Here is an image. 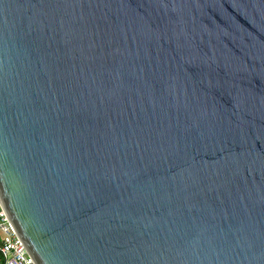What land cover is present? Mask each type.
I'll list each match as a JSON object with an SVG mask.
<instances>
[{
  "label": "water",
  "instance_id": "1",
  "mask_svg": "<svg viewBox=\"0 0 264 264\" xmlns=\"http://www.w3.org/2000/svg\"><path fill=\"white\" fill-rule=\"evenodd\" d=\"M0 205L34 264H264V0H0Z\"/></svg>",
  "mask_w": 264,
  "mask_h": 264
},
{
  "label": "built area",
  "instance_id": "2",
  "mask_svg": "<svg viewBox=\"0 0 264 264\" xmlns=\"http://www.w3.org/2000/svg\"><path fill=\"white\" fill-rule=\"evenodd\" d=\"M0 264H34L0 205Z\"/></svg>",
  "mask_w": 264,
  "mask_h": 264
}]
</instances>
